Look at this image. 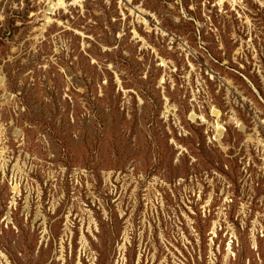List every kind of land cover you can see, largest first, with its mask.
I'll return each mask as SVG.
<instances>
[{
    "label": "rangeland",
    "instance_id": "374dc122",
    "mask_svg": "<svg viewBox=\"0 0 264 264\" xmlns=\"http://www.w3.org/2000/svg\"><path fill=\"white\" fill-rule=\"evenodd\" d=\"M1 139L10 264H264V0H0Z\"/></svg>",
    "mask_w": 264,
    "mask_h": 264
},
{
    "label": "built area",
    "instance_id": "2783aa9c",
    "mask_svg": "<svg viewBox=\"0 0 264 264\" xmlns=\"http://www.w3.org/2000/svg\"><path fill=\"white\" fill-rule=\"evenodd\" d=\"M209 126H210L209 127L210 129H209V131L207 130V134L209 135V143L211 145H216V144L219 145L220 143L217 140L213 139V136H214L213 127L211 125H209ZM223 128H224V126H223ZM224 130H225V128H224ZM254 141L247 140V141L242 142L243 143L242 149H240L241 151L244 150V152L246 153V155L242 158L241 161H244V163L246 165L245 171L247 173L249 172V170L247 168H249V165L252 162V157H251V154L253 152L252 147L259 154L262 155L260 157V160L262 161V163L264 165V146H263L264 140H262L261 143L259 140L257 142H254ZM0 142H2V145H0L2 147L4 145V139H3V141L1 139ZM259 144H263V145H259ZM262 169H264V166L262 167ZM212 173H213L212 177H210V174L208 172L201 173L199 177L197 175L191 174V176L188 178L182 177V178L178 179L177 184L181 185L183 187V192H184L185 198L188 199V203H189L190 208H192L193 203H195L196 205H199L198 206V213H200L202 219L206 223L208 221H210V223H211L212 221H214V219H217L216 221H218L219 216H223L222 222L220 223L221 226H223V227H227L228 225L235 226L234 224L230 223V221L228 219V209H227L228 204H229V210H230V206L234 203V200L231 199V197H230L231 192H227L226 193L227 196L225 198H223L222 195L225 194L224 189H225L226 183L223 184L221 182V178H220V175L218 174V172L214 171ZM219 185H222V187H224V188L220 189ZM208 191H210V193L212 194L211 196H208V199H210V201L207 202V205L209 204V207L206 205H204V207H203L202 205H200V203L203 202L204 198L207 197L206 192H208ZM221 192H222V194H221ZM228 197H230V202H226L227 201L226 198H228ZM189 199H191V200H189ZM221 199H223L225 206L218 207L217 202ZM189 206L185 205L186 208H189ZM201 208H202V210H201ZM250 212H251V209L249 207V204H242L240 211H239V219H241L242 224L247 223V220L249 219V217H251ZM257 226L258 225H256L255 228H257ZM260 227L262 228V226H260ZM237 236H238V233H237ZM227 238L230 239V233L229 232L227 234ZM232 242H235V243H233L229 247H226L224 245L222 246V251H223V249L225 251L228 249V253L230 254L229 255V261H234V260H236V257H237L238 243H236L237 241H235V240H232ZM215 249H216V251H215ZM212 252H217V253L220 252L221 253V246H219L217 248L214 247ZM213 258H216V255H214Z\"/></svg>",
    "mask_w": 264,
    "mask_h": 264
},
{
    "label": "bare ground",
    "instance_id": "6f19581e",
    "mask_svg": "<svg viewBox=\"0 0 264 264\" xmlns=\"http://www.w3.org/2000/svg\"><path fill=\"white\" fill-rule=\"evenodd\" d=\"M192 118L195 117V115H191ZM17 194V193H16ZM0 261H4L6 264H10L8 258L3 252H0Z\"/></svg>",
    "mask_w": 264,
    "mask_h": 264
}]
</instances>
